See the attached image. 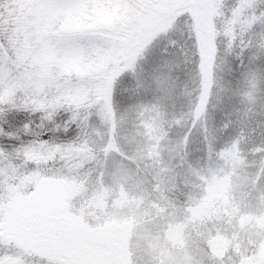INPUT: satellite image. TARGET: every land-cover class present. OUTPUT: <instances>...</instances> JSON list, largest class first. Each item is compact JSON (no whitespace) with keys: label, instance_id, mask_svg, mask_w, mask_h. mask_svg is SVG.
Returning a JSON list of instances; mask_svg holds the SVG:
<instances>
[{"label":"rangeland","instance_id":"rangeland-1","mask_svg":"<svg viewBox=\"0 0 264 264\" xmlns=\"http://www.w3.org/2000/svg\"><path fill=\"white\" fill-rule=\"evenodd\" d=\"M95 1L78 0L63 13L46 7L49 0H0L8 6L0 13L11 15L8 35L0 36L23 46L18 63L5 55L0 75L43 82L41 91L49 96L84 77L92 90L71 97L91 103L86 148L6 178L0 192L1 201L9 199L1 212L5 239L20 242L22 264H264V114L249 113L261 129H253L246 118L251 106L264 109L261 67H241L235 82L240 90L231 87L225 77L228 43H221L263 22L264 5L252 9L257 0H165L135 30L111 41L106 54L62 61L53 52L60 31L103 26L79 19ZM144 2L136 0L135 8L142 10ZM128 13L126 25L135 19ZM181 14L187 17L176 31H190L182 37L184 45L176 55L153 58V42L167 41L163 33ZM263 51L256 48L248 60L260 59L263 65ZM179 63L186 65L185 75ZM117 68L122 76L115 85L128 92L130 118L125 113L118 119L120 135L105 148L104 100L114 104L104 95L106 74ZM95 71L101 78L91 75ZM171 94L184 103L179 118L165 110ZM230 100L242 107L238 122L249 124L250 135L237 131L209 139L211 120ZM26 156L33 163L41 160L39 153Z\"/></svg>","mask_w":264,"mask_h":264},{"label":"snow or ice","instance_id":"snow-or-ice-1","mask_svg":"<svg viewBox=\"0 0 264 264\" xmlns=\"http://www.w3.org/2000/svg\"><path fill=\"white\" fill-rule=\"evenodd\" d=\"M77 3L78 0H49L46 7L69 13ZM10 26L11 15L5 17L0 13V32L8 35L6 29ZM248 43L251 46V41ZM54 44L53 52L62 61L94 59L104 47L94 33L77 30L60 31ZM234 46V41L229 43L230 49ZM5 55L7 60L18 63L23 59V46L0 36V62ZM240 59L243 60V53ZM42 83L0 75V192L5 189L6 178L19 171L15 161L23 162L25 171H37L48 159H66L81 152L92 135L84 122V113L71 101L77 95H91L88 78L80 79L74 87L58 88L53 96L41 91ZM31 153H39L41 160L26 161V154ZM3 227L0 214V264H22L19 259L22 245L18 240H6Z\"/></svg>","mask_w":264,"mask_h":264},{"label":"trees","instance_id":"trees-1","mask_svg":"<svg viewBox=\"0 0 264 264\" xmlns=\"http://www.w3.org/2000/svg\"><path fill=\"white\" fill-rule=\"evenodd\" d=\"M144 1L145 2L144 5H142L143 7L142 10L138 11L139 9L135 8L136 0H96L95 2L88 4L86 8L87 10L83 11L84 15L81 16L79 19H81L84 24L95 23V22L96 24L99 23L103 24V26L98 25V27L92 29H86L84 31L94 33L99 41H103L102 44L104 45V47L102 48L101 52L106 54L110 50L109 43L111 41L112 42L115 41V43H117L119 41L118 39L119 35L122 34L127 35L131 30H135L137 23L140 22L149 12L159 7L160 4L165 0H144ZM257 1L251 4L252 9H259L263 7L264 0H257ZM178 9L181 10L180 7H177V10ZM128 11H130L128 15L131 16L132 18L135 17V19L131 22V24L129 23L128 25H126L127 21L124 20L125 19L124 16H126ZM96 13L99 16V20H98V16H96ZM170 15L172 16L171 13ZM186 17L187 15L181 14L178 20L176 18H173L172 27H170L168 31L166 30L163 33L164 36L169 37L167 41H164L159 45H155L156 43L153 42V46H152L153 58L158 57V55H164V56L170 54L176 55L177 49L179 50L182 47V45H184V43L181 41L182 37L187 36L188 33L190 32L189 30H187L186 32L179 30L178 32L176 31L177 27L182 22L185 21ZM106 19H110L107 25H105ZM188 22H192V18H188ZM248 26L251 27H243L240 31L237 30V32L234 33L233 37L229 39L230 40L229 42L225 40H221V43L224 46H226V44L228 43L227 45H228L229 63L227 64V72L225 73L227 83H229L231 87H235L238 90H240L241 85L235 82L240 81L238 79V75H239V69L241 68V64H243V69L247 68L248 66L251 67L260 66L261 67L260 77L264 85V64L262 65L260 63V59H256V61L248 60V58L251 56V54H253L256 48L261 49L262 48L261 45H264V21L255 22V23L253 22ZM125 29L127 30L126 33H125ZM175 33L180 34V37L178 39L175 38V36H177L175 35ZM233 41L235 42V46L230 49L229 43ZM248 41H251V46L249 45ZM185 45L187 47H191V45L189 44H185ZM186 46H184V48H186ZM191 49L194 50L193 48ZM104 50L106 51V53ZM224 50L225 48L222 49L223 52ZM262 50H264V48H262ZM241 53H243V60L240 59ZM260 54L262 56L261 50H260ZM192 57L194 58L193 62L195 66L196 57H197L196 52L192 51ZM179 65H181L180 66L181 68L179 70L180 73L185 75L186 65L182 66L181 63H179ZM121 74H122V69H118V68L115 70V72L112 75L106 74L104 95L111 96V98L114 99V104L108 103L109 100L107 101L104 100V96H102L99 99L101 101L104 100L103 108L106 111L105 118L108 124V126L106 127H108L109 130V132H107V134L104 136V139L106 141L105 148L108 147L111 142L116 141V138H118L120 135L119 133L120 127L118 124L119 122L118 119H121L122 117L124 118L125 113L128 115V118H130L129 116L130 110L127 109L125 111V108L128 107V102L131 103L128 92L127 91L125 92L124 91L125 89L123 90L121 86L118 85L119 86L118 87L117 85H115L116 81L118 80ZM91 75L101 78L102 73L101 71H95ZM155 79H159V78H155ZM182 80L185 83H188V80H186V78H183ZM192 83L194 82L192 81ZM115 87L118 88L115 89ZM170 98L172 101L170 99H167L168 104L167 105L165 104V110L167 111V114L172 113L173 116L175 115L176 118H179L180 113H182L183 111L184 103L182 102V99H180V97L175 101L174 94H171ZM99 100L96 99L95 103L99 102ZM73 103L79 105L80 110L84 113L83 119L87 125L88 122L92 120V116H91L92 110L90 108L91 103L85 100L79 102H73ZM236 104L237 102L235 100H230V102L224 104L223 110L220 111L218 108V114L216 120L213 119L211 120V122L214 123L211 127H209L210 130V132H208L209 139L214 137L220 138L224 136H229L235 134L237 131L245 135V133L247 134L248 132H250V128L248 127L249 124L253 129H261L257 123L251 121L252 117L249 118V113H253V115H256L257 113L264 114V109H262V111H258L255 106H251L248 109V111L249 110L250 111L246 112V118L249 124L242 123L241 125V123L238 122V117H239V111H241L242 107H240L239 104L236 106ZM111 105H113V108L111 107ZM62 116L63 113H61V117ZM239 118H241V116ZM263 128H264V123H263ZM248 134L250 135V133ZM103 151H104L103 148L102 149L98 148V152H103ZM95 152H97L96 149L95 151L93 150L91 153H95ZM180 158L183 159L184 161V156H181ZM25 160L32 162L30 156H25ZM14 163L17 166V168H21L18 171V174L20 175L21 171H24L23 162L15 161ZM182 165L183 163L181 161H177V168H181ZM8 201L9 199L6 200V198L3 199L2 201L0 200V214L3 211L4 204H6ZM218 264H222V263L218 262Z\"/></svg>","mask_w":264,"mask_h":264}]
</instances>
